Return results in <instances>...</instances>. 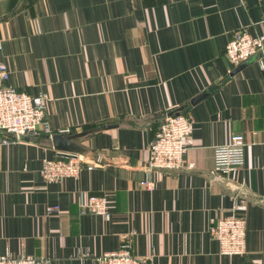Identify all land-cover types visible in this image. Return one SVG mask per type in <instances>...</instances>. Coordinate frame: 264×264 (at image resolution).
I'll list each match as a JSON object with an SVG mask.
<instances>
[{
  "label": "crops",
  "instance_id": "crops-1",
  "mask_svg": "<svg viewBox=\"0 0 264 264\" xmlns=\"http://www.w3.org/2000/svg\"><path fill=\"white\" fill-rule=\"evenodd\" d=\"M238 29L264 31V0H0L8 84L46 95L52 131L94 165L48 180L53 140L2 143L0 255L93 264L130 242L150 264H264L263 54L233 74L225 50ZM172 112L191 121L196 169L149 171L148 145ZM232 134L246 138L245 163L217 182L214 147ZM92 194L108 198L110 221L79 208ZM237 197L247 250L228 256L210 228Z\"/></svg>",
  "mask_w": 264,
  "mask_h": 264
},
{
  "label": "built area",
  "instance_id": "built-area-1",
  "mask_svg": "<svg viewBox=\"0 0 264 264\" xmlns=\"http://www.w3.org/2000/svg\"><path fill=\"white\" fill-rule=\"evenodd\" d=\"M1 48V45H0ZM263 54L259 60L264 69V31L251 35L247 30L234 32L226 46L225 55L235 67H239L255 56ZM5 62L0 63V145L11 139L23 137L34 139L54 135L46 117V96L33 97L9 85L10 71ZM192 132L189 118L180 112L166 114L155 138L148 145L147 168L149 171L172 172L194 170L196 165L187 159V139ZM228 142L214 147V169L211 174L217 182H228L229 177L245 163L246 141L242 134H232ZM101 160V159H100ZM92 170L94 165L79 154L60 152L53 159H45L41 174L48 180L64 181L78 178L82 170ZM144 185L148 182H143ZM247 201L237 197L229 215L212 225L210 232L218 241L223 255L235 256L246 253V222L242 213L247 209ZM82 212H89L112 219L108 198L104 195L81 196L78 202ZM52 209H50L51 211ZM132 244L124 242L118 251L105 252L93 257V264H150L135 256ZM0 264H51L48 258L33 255H0Z\"/></svg>",
  "mask_w": 264,
  "mask_h": 264
},
{
  "label": "water",
  "instance_id": "water-1",
  "mask_svg": "<svg viewBox=\"0 0 264 264\" xmlns=\"http://www.w3.org/2000/svg\"><path fill=\"white\" fill-rule=\"evenodd\" d=\"M243 65L239 66L233 72V74L236 73V72L238 73V71L242 69ZM201 97L202 96L196 97L194 100H192V103L193 104L196 103ZM112 127H114V126L113 125L108 126V128H112ZM69 140H70L69 136H65V135H62V134L54 135V137H53L54 146L56 147L57 150H59L61 155L66 156L68 154L67 151L69 150V147L67 146V141L69 142Z\"/></svg>",
  "mask_w": 264,
  "mask_h": 264
},
{
  "label": "rangeland",
  "instance_id": "rangeland-1",
  "mask_svg": "<svg viewBox=\"0 0 264 264\" xmlns=\"http://www.w3.org/2000/svg\"><path fill=\"white\" fill-rule=\"evenodd\" d=\"M45 96H46V95H45ZM47 99H48V98H47V96H46L45 104H46Z\"/></svg>",
  "mask_w": 264,
  "mask_h": 264
}]
</instances>
